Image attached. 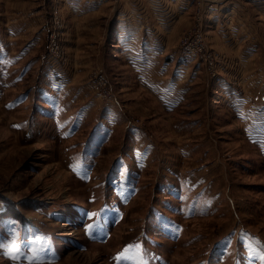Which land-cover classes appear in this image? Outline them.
<instances>
[{
    "label": "rangeland",
    "instance_id": "obj_1",
    "mask_svg": "<svg viewBox=\"0 0 264 264\" xmlns=\"http://www.w3.org/2000/svg\"><path fill=\"white\" fill-rule=\"evenodd\" d=\"M71 1L0 0V34L23 21L18 43L40 37L25 77L0 59V239L39 240L42 264H264V21L254 6L245 2L258 30L234 15L252 69L219 55L207 26L226 0L212 10L188 0L172 18L173 84L181 76L187 98L164 113L126 63L135 56L110 43L115 9L85 14ZM129 5L125 17L153 27L152 7ZM117 101L127 123L111 117ZM99 127L108 132L91 134ZM135 128L153 143L144 162L130 151ZM0 264L28 261L0 249Z\"/></svg>",
    "mask_w": 264,
    "mask_h": 264
},
{
    "label": "crops",
    "instance_id": "obj_2",
    "mask_svg": "<svg viewBox=\"0 0 264 264\" xmlns=\"http://www.w3.org/2000/svg\"><path fill=\"white\" fill-rule=\"evenodd\" d=\"M84 1L86 2V0ZM187 1L188 0H87L84 4L81 0L78 3L72 0L71 3L76 10L84 11L85 14L92 13L94 10H99L104 6H110L115 9L110 19V23L114 21V36L113 41L110 39V43H117L119 52L121 51L120 54L128 53L129 55L135 56L131 59H125V61L135 72L136 82L140 87L151 94L162 112L171 113L185 102L187 98L183 90V84L181 83V76H179V79L175 80L178 84L175 82L173 84L172 71L174 68L171 48L172 18L178 15L180 18L182 17V11L186 8ZM127 2H129L130 5L132 4V8L152 7L153 12L152 15H149V19L152 21L153 27L143 25V23L140 22V14L138 17H125L121 9L123 4ZM245 2L254 6L253 8L258 12L259 18H262L264 21V0H226L225 3L223 2V5H220L224 7L223 9H216L209 15L207 26L210 28V33L213 36L215 35L213 40L216 39L221 42L219 44L214 43L215 46L217 47L221 44L220 49L221 47L222 49H226V53H223L222 49L220 50L217 47L219 55L227 58V54H238L239 60L236 65H246L247 69H252L249 62L251 55L250 43H239L244 41L242 37L246 36L243 34L244 32H242L243 25L234 19L236 13H240L241 15L246 14L247 18H249L248 22L251 28L253 30H258L257 22L251 20L250 16L252 12L250 8L245 5ZM147 4L149 6H146ZM6 5L9 6L11 4L7 3ZM136 18L138 19L137 21L135 20ZM244 24H246V22H244ZM5 25L7 27L4 32L5 34H0V59L3 60L4 70L7 72L18 71L25 77L31 68V63L25 60V57H27L30 52L29 50H31L29 42L31 41L33 45H36L40 37L24 43H18L16 39L23 31V21H15L9 25L5 23ZM144 30L147 32H143ZM42 33L44 34L43 30H41V34ZM108 38L107 35V39ZM230 45L237 46L231 47ZM102 48L101 53L104 54L106 48L105 42ZM179 56L184 57V54L181 53ZM182 65V63L179 64L180 67H182ZM229 65L230 63L227 61L219 68H229ZM231 67H234V65H231ZM224 80H226V78L218 80L219 84L222 85V89L224 88L225 95H222V101L225 102L227 107L230 105L234 107L236 106L234 93H232V90L231 93L229 92L230 87L227 86ZM7 85L8 82L5 79L4 87ZM243 99H245V97H241L240 101L243 102ZM116 105L118 108L116 107V111L112 112L113 116L111 117L121 123H127L126 121L129 120V117L126 115L121 103L117 101ZM85 113L88 114V111L86 110ZM105 114L107 115L108 111H105ZM96 129L93 130L91 134L95 133L101 136L108 132V129L104 127H99L98 130ZM146 132L148 131L145 128L141 131H138L137 128L133 131H129L130 139L133 140L130 151L135 154L138 159L141 158L143 162L145 161V157L143 156L153 154L154 152L153 143H151V139L148 135L145 134ZM112 133L113 130H109L108 136H111ZM105 143L106 142L102 144V147ZM182 146L183 145L180 147Z\"/></svg>",
    "mask_w": 264,
    "mask_h": 264
},
{
    "label": "snow or ice",
    "instance_id": "obj_3",
    "mask_svg": "<svg viewBox=\"0 0 264 264\" xmlns=\"http://www.w3.org/2000/svg\"><path fill=\"white\" fill-rule=\"evenodd\" d=\"M12 237V239L8 240L0 239V249H3V254L8 255L14 261L27 260L28 264H42L43 255L49 249L44 248L39 240L22 241L15 232L12 233ZM139 264H144V262L141 260Z\"/></svg>",
    "mask_w": 264,
    "mask_h": 264
},
{
    "label": "built area",
    "instance_id": "obj_4",
    "mask_svg": "<svg viewBox=\"0 0 264 264\" xmlns=\"http://www.w3.org/2000/svg\"><path fill=\"white\" fill-rule=\"evenodd\" d=\"M218 0H200V6L202 8H208V10H212L214 9L215 5L217 4ZM205 48V46H201L199 47V51L202 53L203 56H205L206 60L210 57V55L207 52H204L203 49ZM213 62L210 61V65ZM210 69H212V67L208 66Z\"/></svg>",
    "mask_w": 264,
    "mask_h": 264
},
{
    "label": "bare ground",
    "instance_id": "obj_5",
    "mask_svg": "<svg viewBox=\"0 0 264 264\" xmlns=\"http://www.w3.org/2000/svg\"><path fill=\"white\" fill-rule=\"evenodd\" d=\"M166 19V18H165Z\"/></svg>",
    "mask_w": 264,
    "mask_h": 264
}]
</instances>
